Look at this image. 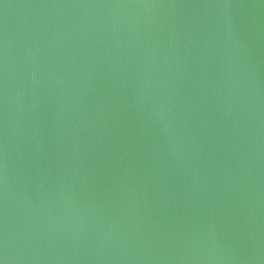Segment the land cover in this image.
<instances>
[{
    "label": "water",
    "instance_id": "obj_1",
    "mask_svg": "<svg viewBox=\"0 0 264 264\" xmlns=\"http://www.w3.org/2000/svg\"><path fill=\"white\" fill-rule=\"evenodd\" d=\"M4 264H264V0H0Z\"/></svg>",
    "mask_w": 264,
    "mask_h": 264
},
{
    "label": "snow or ice",
    "instance_id": "obj_2",
    "mask_svg": "<svg viewBox=\"0 0 264 264\" xmlns=\"http://www.w3.org/2000/svg\"><path fill=\"white\" fill-rule=\"evenodd\" d=\"M0 264H4V261L2 259H0Z\"/></svg>",
    "mask_w": 264,
    "mask_h": 264
}]
</instances>
